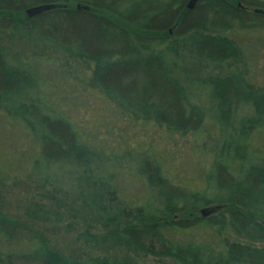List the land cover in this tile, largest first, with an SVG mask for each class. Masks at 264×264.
I'll use <instances>...</instances> for the list:
<instances>
[{"label":"trees","instance_id":"obj_1","mask_svg":"<svg viewBox=\"0 0 264 264\" xmlns=\"http://www.w3.org/2000/svg\"><path fill=\"white\" fill-rule=\"evenodd\" d=\"M239 1L247 8L238 6ZM186 2L0 0V33L9 31L92 63L93 84L124 113L174 133H197L207 117L223 130L217 157L205 175L213 195L173 182L159 156L148 153L138 160L137 170L151 200L130 202L117 187V173L97 171L112 158L46 104L37 92L38 76L24 62H15L0 43V108L18 119L38 144L31 163L47 181L58 175L74 184L83 207L105 228L88 241L101 246L115 241L127 249L120 255L70 257L25 220L0 209V261L136 264L129 253L142 252L182 264H264V162L249 150L250 134L264 129V87L251 83L242 70L217 71L241 59V49L228 35L235 25L264 28V1L197 0L191 9ZM46 3L55 7L33 16L25 13ZM198 87L209 89L208 110L194 95ZM245 105L251 112L236 121L237 110ZM203 207H215V213L202 214ZM204 225L228 230L236 238L214 255L197 241L179 243L172 237Z\"/></svg>","mask_w":264,"mask_h":264},{"label":"rangeland","instance_id":"obj_2","mask_svg":"<svg viewBox=\"0 0 264 264\" xmlns=\"http://www.w3.org/2000/svg\"><path fill=\"white\" fill-rule=\"evenodd\" d=\"M245 5L242 1L238 2L241 8H247ZM228 35L236 41L242 56L237 63L225 65L217 71L242 70L251 83L264 87V28L235 25ZM0 43L11 53L15 62H24L38 76L40 86L37 92L46 104L73 122L87 143L112 158L97 171L110 168L117 173V187L128 201L151 200L147 199V185L137 170L138 160L148 153L159 156L173 182L189 190L205 191L207 195L216 192L205 175L217 157L223 130L212 119L207 117L197 133L167 131L153 120H144L139 115H136L138 118L131 117L119 109L93 84L92 63L22 39L15 33L9 34V31L0 33ZM208 91L207 87L194 90V95L206 105L207 110L210 107L206 100ZM250 112L248 105L241 107L236 112V121ZM249 147L255 160L264 162V129L250 134ZM38 149V144L27 134L25 126L0 108V209L25 220L45 235L52 247L67 256L80 259L127 252L115 241L106 246L88 241L89 235L105 231L103 224L94 213L83 207L72 182L70 184L66 178L60 179L57 174L54 178L49 176L50 181H47L42 172L35 169L31 162L37 159ZM232 166L237 168L238 162H232ZM64 169L69 170V166L65 165ZM70 171L74 169L71 167ZM204 208L209 214L215 213V207L201 209ZM34 215H38V219ZM172 237L179 243L197 241L206 245L212 254L218 255L236 235L228 230L204 225L176 231ZM1 241L0 237L2 251ZM4 248L3 252L6 251ZM129 254L136 264H182L171 258L142 252ZM0 264L5 263L0 261Z\"/></svg>","mask_w":264,"mask_h":264},{"label":"water","instance_id":"obj_3","mask_svg":"<svg viewBox=\"0 0 264 264\" xmlns=\"http://www.w3.org/2000/svg\"><path fill=\"white\" fill-rule=\"evenodd\" d=\"M197 2V0H189L186 4V7L191 9L193 8V6L195 5V3ZM55 7V4L53 3H46V4H39V5H33V6H30L28 8L25 9V13L28 15V16H33V15H36L44 10H48L50 8H53ZM208 211L206 208L204 209H201V213L202 214H206Z\"/></svg>","mask_w":264,"mask_h":264}]
</instances>
